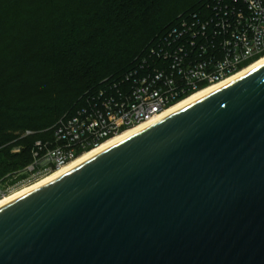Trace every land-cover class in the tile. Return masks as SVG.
Returning a JSON list of instances; mask_svg holds the SVG:
<instances>
[{
	"label": "water",
	"instance_id": "1",
	"mask_svg": "<svg viewBox=\"0 0 264 264\" xmlns=\"http://www.w3.org/2000/svg\"><path fill=\"white\" fill-rule=\"evenodd\" d=\"M0 207V264H264V63Z\"/></svg>",
	"mask_w": 264,
	"mask_h": 264
},
{
	"label": "trees",
	"instance_id": "2",
	"mask_svg": "<svg viewBox=\"0 0 264 264\" xmlns=\"http://www.w3.org/2000/svg\"><path fill=\"white\" fill-rule=\"evenodd\" d=\"M203 2L0 0V63L14 68L0 89L23 78L22 87L33 90L0 111V178L23 177L17 173L31 163L35 140H49L57 120L85 94L126 72L148 44ZM26 131L32 134H12ZM15 139L21 147L12 153L7 143Z\"/></svg>",
	"mask_w": 264,
	"mask_h": 264
},
{
	"label": "built area",
	"instance_id": "3",
	"mask_svg": "<svg viewBox=\"0 0 264 264\" xmlns=\"http://www.w3.org/2000/svg\"><path fill=\"white\" fill-rule=\"evenodd\" d=\"M263 56L264 0H204L148 44L126 72L85 94L57 120L49 140H35L31 163L17 174L28 182L49 174Z\"/></svg>",
	"mask_w": 264,
	"mask_h": 264
},
{
	"label": "bare ground",
	"instance_id": "4",
	"mask_svg": "<svg viewBox=\"0 0 264 264\" xmlns=\"http://www.w3.org/2000/svg\"><path fill=\"white\" fill-rule=\"evenodd\" d=\"M262 63H264V56L261 57L260 59L256 60V61L252 62L250 64V66H247L244 69L238 71L236 74L224 79L223 81H221V83L211 84V85L207 86V88L193 93V95L191 97L184 99V100H181L178 103H176L175 105H172L169 108L164 109V111L162 113L156 114V115L150 117V119L143 121L134 127L125 129V130L121 131V133L107 138V140L103 141V143H101L97 147H94L92 150L86 151V152L78 155V157H76L72 161L64 164L61 167L55 168L54 170L50 171L49 174L43 175V176L37 178L36 180L32 181L31 183L23 185V186H21V188L10 192L3 197L0 196V207L6 205L7 202L12 201V200L22 196L25 193L33 191L37 187H40V186L50 182V180L65 174L64 172H66L70 169H73L74 167L79 166L80 163H83L84 161L92 158L94 155L98 154L99 152H102V151L106 150L108 147H111L117 143H120L123 139H126V138L136 134V132H139V131L149 127L150 124L155 123V122L163 119L165 116L176 112L177 110H179V108L192 103L194 100H196L202 96H205L208 92H210V91H212L218 87H221L223 84H225V83L231 81L232 79L236 78L237 76L249 71L251 68H254L258 65H261Z\"/></svg>",
	"mask_w": 264,
	"mask_h": 264
},
{
	"label": "rangeland",
	"instance_id": "5",
	"mask_svg": "<svg viewBox=\"0 0 264 264\" xmlns=\"http://www.w3.org/2000/svg\"><path fill=\"white\" fill-rule=\"evenodd\" d=\"M1 21L0 20V28H1ZM1 32V29H0ZM30 50L33 49V46L28 47ZM23 65V63H20L17 65V69H19L21 66ZM14 68L12 67V65L8 64L7 62H2L0 63V84L3 81V78H8L11 77V71ZM17 69L14 70L17 72ZM26 69L29 70L30 66H26ZM13 73V74H14ZM23 78H19L18 81H14V82H10V84L8 86H5L3 89H0V111L3 110L4 108H9L8 106H12V105H18L19 103H17V99L20 97V95L22 93H31L33 90H29V88H25L22 87L23 86ZM35 98L33 97V99L29 100V105H33V103L35 104ZM22 105H25V103H22ZM16 115V114H15ZM26 132L21 133H12V134H16L17 136H24ZM11 134V135H12ZM20 139V138H19ZM7 145H10V151L12 153H16L18 152L17 150L20 149L21 145H19V143L17 142V139H15L14 141H10L9 143H7ZM25 174L23 177L21 178H17V176L14 174L12 175H8L4 178H0V189L3 190V193H1V197L7 195L8 193L17 190L19 188H21V186L26 185L28 183L27 179L25 178Z\"/></svg>",
	"mask_w": 264,
	"mask_h": 264
}]
</instances>
